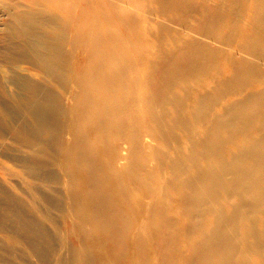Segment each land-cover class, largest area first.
I'll use <instances>...</instances> for the list:
<instances>
[{"label": "bare ground", "instance_id": "bare-ground-1", "mask_svg": "<svg viewBox=\"0 0 264 264\" xmlns=\"http://www.w3.org/2000/svg\"><path fill=\"white\" fill-rule=\"evenodd\" d=\"M0 264H264V0H0Z\"/></svg>", "mask_w": 264, "mask_h": 264}]
</instances>
